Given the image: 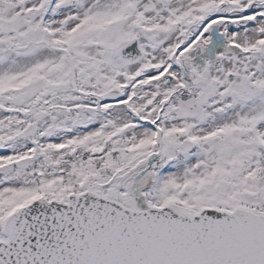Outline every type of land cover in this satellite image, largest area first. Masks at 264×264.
Returning a JSON list of instances; mask_svg holds the SVG:
<instances>
[{
    "label": "snow or ice",
    "instance_id": "obj_1",
    "mask_svg": "<svg viewBox=\"0 0 264 264\" xmlns=\"http://www.w3.org/2000/svg\"><path fill=\"white\" fill-rule=\"evenodd\" d=\"M0 264H264V0H0Z\"/></svg>",
    "mask_w": 264,
    "mask_h": 264
}]
</instances>
